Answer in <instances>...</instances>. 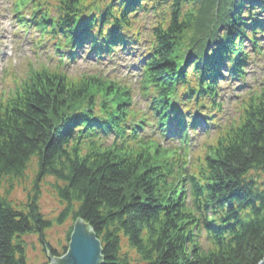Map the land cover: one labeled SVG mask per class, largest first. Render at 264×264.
I'll list each match as a JSON object with an SVG mask.
<instances>
[{
  "label": "trees",
  "instance_id": "trees-1",
  "mask_svg": "<svg viewBox=\"0 0 264 264\" xmlns=\"http://www.w3.org/2000/svg\"><path fill=\"white\" fill-rule=\"evenodd\" d=\"M12 11L58 65L29 68L0 99V264H29L32 235L49 259L68 249L46 239L40 183L64 207L55 221L71 218L68 242L81 219L103 264L264 260V83L226 122L221 88L264 58V0H13ZM81 55L138 61L127 68L146 108L130 85L70 76ZM190 131L213 139L194 165ZM28 172L26 200L12 202Z\"/></svg>",
  "mask_w": 264,
  "mask_h": 264
},
{
  "label": "rangeland",
  "instance_id": "rangeland-1",
  "mask_svg": "<svg viewBox=\"0 0 264 264\" xmlns=\"http://www.w3.org/2000/svg\"><path fill=\"white\" fill-rule=\"evenodd\" d=\"M13 0H0V99L5 97L9 89L14 86L15 81L25 79L29 68L37 69L40 66L54 67L58 65L57 58L52 52H46L45 49L37 47L34 41L36 33L26 32L25 30L19 31L17 20L12 11ZM143 22L148 23L144 18L140 19L137 26ZM22 30V29H20ZM135 63V64H132ZM138 61L133 59H122L121 61L114 62L113 65H106V63L97 66L93 58H87L85 55L79 56L77 62L67 69L70 76L82 78L85 75L102 77L103 79L117 81L123 85H130L135 95V100L139 108L145 109L146 103L141 101L139 97V87L141 84V73L138 68L128 69V66L135 67ZM116 65L118 69L115 70ZM264 83V58L256 60L248 69V74L244 82H224L222 84V92L225 102L224 118L222 121H228L227 118L234 116L233 108L237 107L240 98L248 97L249 93L256 87ZM155 132L151 128L146 129L147 135H153ZM157 140L165 145L166 148H172L178 145L175 142H166L164 139ZM192 140L191 149L186 156L188 162L194 165V160L200 155L203 146L208 142H213V139L198 132L195 136L190 132ZM176 141V140H174ZM179 147L177 148V150ZM33 176L28 172L26 180H23L20 185L10 195V200L15 203L23 202L31 189ZM41 195L40 205L43 213L48 219L53 220L54 226L51 230L47 231L46 239L50 245L58 252H62L69 242L67 239V232L72 224L71 218L66 220L62 225L55 221V217L63 210L57 196L53 193L50 186L40 183ZM28 247V261L29 264H47L49 259L44 253L41 243L37 236H29L25 238Z\"/></svg>",
  "mask_w": 264,
  "mask_h": 264
},
{
  "label": "water",
  "instance_id": "water-1",
  "mask_svg": "<svg viewBox=\"0 0 264 264\" xmlns=\"http://www.w3.org/2000/svg\"><path fill=\"white\" fill-rule=\"evenodd\" d=\"M102 242L81 219L74 222L66 253L52 257L49 264H103ZM259 264H264V260Z\"/></svg>",
  "mask_w": 264,
  "mask_h": 264
}]
</instances>
